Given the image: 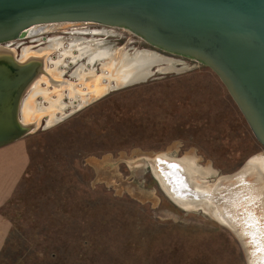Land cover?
I'll use <instances>...</instances> for the list:
<instances>
[{"label": "rangeland", "instance_id": "374dc122", "mask_svg": "<svg viewBox=\"0 0 264 264\" xmlns=\"http://www.w3.org/2000/svg\"><path fill=\"white\" fill-rule=\"evenodd\" d=\"M73 22L110 30L114 53L154 50L174 69L112 89L51 126L44 114L22 138L28 163L0 207L11 225L0 264H247L232 233L202 210L176 205L146 163L161 152L192 156L215 182L264 154L226 86L210 68L156 49L127 28ZM63 25L18 40L16 54L26 46L41 51L44 35L69 43ZM51 56L47 66L55 71ZM137 66L127 65L129 72ZM75 68L69 65L63 79L80 83L71 75ZM96 68L101 75L102 64ZM58 82L48 85L60 90ZM34 98L41 108L49 105Z\"/></svg>", "mask_w": 264, "mask_h": 264}, {"label": "water", "instance_id": "95a60500", "mask_svg": "<svg viewBox=\"0 0 264 264\" xmlns=\"http://www.w3.org/2000/svg\"><path fill=\"white\" fill-rule=\"evenodd\" d=\"M73 21L127 28L156 49L210 68L264 145V0H0V148L38 127L36 121L22 118L23 101L45 75L54 82L42 57L21 59L15 50L19 46H13L27 33L37 34ZM153 67H157L155 73L170 71H161L157 64ZM112 89L115 88L109 87L108 91ZM108 91H81L95 94L60 120ZM180 159H164L171 173L169 184L175 183L179 195L191 196L193 187L186 183L184 174L189 171ZM252 163L251 157L238 170L218 176L215 182L206 177L212 186L201 184L205 178L192 177L191 182L205 190L196 192L193 199L209 197L215 208L222 210L224 219L202 207L188 209L180 205L155 178L176 205L185 210H202L227 228L239 242L247 264H264V189L260 197L254 192L255 187H264V179L262 183L254 180L250 174Z\"/></svg>", "mask_w": 264, "mask_h": 264}, {"label": "flooded vegetation", "instance_id": "af4514ba", "mask_svg": "<svg viewBox=\"0 0 264 264\" xmlns=\"http://www.w3.org/2000/svg\"><path fill=\"white\" fill-rule=\"evenodd\" d=\"M87 23L90 22H83V23H65L63 25V29L66 30L68 35H70V41L69 43H66L64 41V36H54V37H48L44 35L43 39L47 42L48 45L46 47H43L41 51H38L39 54L51 56L53 51H59L58 57L51 56L53 61L51 65L53 66V69H56L54 71V80L60 81L56 84V87H63L60 90H56L51 88L46 81H41L40 84V90L41 91H49L51 94H48L47 96L41 94L40 96L44 97L46 100H48L49 105L42 107V109L46 110H55V111H63L66 112L67 109L71 111L77 109L82 104L89 102L91 98L94 97L93 94L95 93H88V95L82 94L81 91L87 92H102V91H108V85H109V79L106 78V75L109 73L108 69L106 67L112 65L117 58H122L121 56L128 55L129 57L133 58L135 56H138L143 53H154V50L150 49H137L135 50L133 56L132 54H127L122 51L123 49H118L117 52H113L112 48L109 47L106 41V37L110 34V30L106 28H89ZM92 23V22H91ZM83 25V28L77 27L76 25ZM42 26V25H40ZM39 27V26H36ZM35 28V27H33ZM32 29V28H31ZM29 29V30H31ZM56 28L46 30L37 34L32 35H40L47 31H52ZM28 30V31H29ZM29 35L28 33L25 34L20 39L26 40ZM99 36H101L99 38ZM103 36H105L103 38ZM19 39V40H20ZM35 40V39H34ZM38 40V39H37ZM57 42L56 44H54ZM18 44V41L16 42ZM19 47L22 46V43L18 44ZM18 47V48H19ZM31 48L32 46H26L23 49L28 51L30 55L31 54ZM105 49H110L112 51V56L109 57L105 55ZM96 50V52H95ZM107 53V50H106ZM165 57V56H164ZM87 60V61H86ZM172 59L165 57L164 58V66L168 67V65L171 64ZM121 61L116 62L117 67ZM97 64H102V71L103 73L100 75L98 74V69L96 68ZM69 65H75V69L72 71L71 75L79 80L80 83L71 82L67 79H63L65 76V73L67 71V68ZM155 67L152 69L154 70L153 73H155ZM57 69H61L62 71H58ZM152 73V75H153ZM151 76V75H150ZM149 76V77H150ZM77 84V85H76ZM54 87V86H53ZM97 87V88H96ZM65 90V91H63ZM54 92L56 94H54ZM67 92V96L65 97L66 102L64 100V94ZM53 93V95H52ZM54 95L56 97H54ZM88 105V104H87ZM58 108V109H57Z\"/></svg>", "mask_w": 264, "mask_h": 264}, {"label": "bare ground", "instance_id": "6f19581e", "mask_svg": "<svg viewBox=\"0 0 264 264\" xmlns=\"http://www.w3.org/2000/svg\"><path fill=\"white\" fill-rule=\"evenodd\" d=\"M16 49L17 48H15V50ZM106 50H107V53H106ZM22 52L23 53L20 56L21 59H24L26 56H31L29 52L24 49L22 50ZM32 55L37 56L39 58L42 57L45 60L47 72L50 74V77H52L51 80L54 79L55 77L54 70L48 68L47 62H46L47 61L46 54L41 55L37 52V53H33ZM105 55L111 57L112 55L111 50L105 49ZM121 57H122L121 59L117 58L116 61L112 65L106 67V69H108L109 71V73L106 75V78L109 79V85L107 87L108 89L109 87L116 88L126 83H130L133 81H137V80L149 77L154 72L152 68H153V65L155 64L158 65V69H160L161 71H167V70L174 69L173 67H170V66L168 67L164 66L165 57L162 54L158 53L157 51H154V53H148V52L147 54L143 53L133 58L129 57L128 55H125V56L123 55ZM118 61L122 62V63L120 62L121 65L119 64V66L121 67L119 68L116 66L117 65L116 62ZM137 62L139 63V66L134 68L133 71L129 72L127 65H129V63H137ZM49 79L50 78H48L45 75L44 78L36 82L33 85V87L30 89V92L28 93L26 98L24 99L23 104H22V111H23L22 118L24 119V121H36L39 124L41 117L44 116V114H48L49 118L47 120L46 126H51L57 123L65 114H67V112H63V111L42 109L40 107L41 104L38 103L37 99L34 98L35 96L37 95L40 96L41 94L45 96H47L48 94H51V92L49 91L40 90L41 81L44 80L50 84V82L52 81H50ZM58 114H60V116H57ZM170 156L171 155H169L166 152H161V153H157L152 156L149 155L146 157L147 159L146 163L151 167V169L154 172L155 177L160 181V183L162 184L167 194L171 196L180 205L185 206L188 209H198L202 207L204 210H207L208 212L214 214L216 217L220 219H224L222 210H220L219 208L216 209L214 201H212L209 197L208 198L205 197L201 201L193 199L195 195H198L196 192H199V190L205 192V190L198 188L197 185L192 183L191 182L193 179L192 177H195V179L197 180H199V178L206 179V177H209V175L212 174V172L200 166L195 161V159L192 158V156L189 157L188 155H185L181 157L182 159H180V161L182 162V164H184L187 167L189 171L187 172V170H185L186 173H184L185 177L188 180L186 181V183L189 186L191 185L193 187V191H192L193 194L191 196L188 195V196L183 197L182 195H179V191L176 188L175 183H173L172 185L169 184V181H171L172 178L169 176L171 175V173H169V170L166 169V167L168 166V162H164L166 161L164 159H169ZM252 161H253L252 164L254 165V168L251 170L250 174L253 176L254 180L257 179L258 181L262 183L261 179L262 178L264 179V154H256L252 156ZM201 184L202 185L207 184V185L212 186V184H208L207 179L204 180V182H202ZM173 186L175 187L176 191ZM263 189H264L263 186H259V187L257 186L255 187L254 192L256 195L259 194V197H260Z\"/></svg>", "mask_w": 264, "mask_h": 264}, {"label": "crops", "instance_id": "0c3cea01", "mask_svg": "<svg viewBox=\"0 0 264 264\" xmlns=\"http://www.w3.org/2000/svg\"><path fill=\"white\" fill-rule=\"evenodd\" d=\"M2 152L11 155L8 156ZM27 156L22 139L0 148V207L5 203L12 189L22 177L28 163ZM10 227V222L0 212V249L5 242Z\"/></svg>", "mask_w": 264, "mask_h": 264}, {"label": "trees", "instance_id": "16d2710c", "mask_svg": "<svg viewBox=\"0 0 264 264\" xmlns=\"http://www.w3.org/2000/svg\"><path fill=\"white\" fill-rule=\"evenodd\" d=\"M7 242L8 241H5V245H4V248H5V246L7 245ZM155 256V255H154ZM158 257L159 258H162L163 259V261H166L167 260V256L165 255V254H161V253H158ZM163 261H162V263H163ZM193 260H191V262H192ZM161 263V262H160ZM190 264V263H189Z\"/></svg>", "mask_w": 264, "mask_h": 264}]
</instances>
